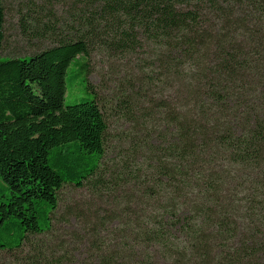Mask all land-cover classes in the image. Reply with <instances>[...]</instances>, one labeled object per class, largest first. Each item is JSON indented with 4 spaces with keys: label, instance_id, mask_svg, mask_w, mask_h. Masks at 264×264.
Listing matches in <instances>:
<instances>
[{
    "label": "trees",
    "instance_id": "trees-1",
    "mask_svg": "<svg viewBox=\"0 0 264 264\" xmlns=\"http://www.w3.org/2000/svg\"><path fill=\"white\" fill-rule=\"evenodd\" d=\"M4 1L0 179L11 197L0 203V249L50 232L60 192L73 185L123 205L83 224L100 242L89 264H264V84L250 86L260 99L247 112L238 96L264 65L250 68L228 32L231 0H63L67 33L49 26L38 39L54 46L9 58ZM96 47L151 49L171 90L151 118L156 144L124 151L110 171L108 123L88 79ZM78 80L85 96L66 105Z\"/></svg>",
    "mask_w": 264,
    "mask_h": 264
},
{
    "label": "rangeland",
    "instance_id": "rangeland-1",
    "mask_svg": "<svg viewBox=\"0 0 264 264\" xmlns=\"http://www.w3.org/2000/svg\"><path fill=\"white\" fill-rule=\"evenodd\" d=\"M4 3L7 14L4 58L29 56L54 46L52 40H39V32L55 25L60 34H66L67 24L73 23L67 14L69 2L66 7L63 0H5ZM225 8L228 32L234 36L244 60L250 68L264 65V0H231ZM40 20L44 24L38 22ZM152 60L149 48L109 51L96 47L87 57L91 91L108 123L106 171L113 170L123 161L124 151L132 152L140 144H156V139L151 136V118L162 101L168 100L171 90L161 83L158 69L150 63ZM79 82L69 87L66 105L85 96ZM255 83L263 85L264 78H256L251 73L247 75L249 86L240 89L238 94L244 101L241 112L249 111L248 104L260 99L250 91V86ZM143 156L139 152L136 157V170L141 172L147 167L143 166ZM10 197L8 185L0 179V203L7 202ZM114 199V195L104 194L101 202L87 187L65 186L60 192L52 230L31 236L21 249H0V264H89L100 242L86 235L83 224L92 220L91 211L99 217L112 214L113 206L104 201L113 202ZM122 207L113 210L117 212L115 216L120 215ZM243 222L247 223L246 220Z\"/></svg>",
    "mask_w": 264,
    "mask_h": 264
}]
</instances>
